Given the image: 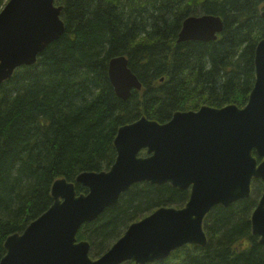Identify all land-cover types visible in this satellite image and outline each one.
I'll use <instances>...</instances> for the list:
<instances>
[{"label":"trees","instance_id":"1","mask_svg":"<svg viewBox=\"0 0 264 264\" xmlns=\"http://www.w3.org/2000/svg\"><path fill=\"white\" fill-rule=\"evenodd\" d=\"M54 4L62 7L63 35L0 86V260L7 237L23 233L52 205L55 180L74 183L76 193L85 194L77 176L109 170L121 126L141 117L165 124L176 112L202 106L244 108L255 82V48L264 39V0ZM200 15L221 18L217 40L177 43L183 21ZM119 56L142 85L126 101L108 78V63ZM251 187L248 199L206 216L205 247L187 245L152 264H264V246L250 223L262 187L258 180ZM188 197V190L170 185L134 184L84 224L76 240L87 241L89 257L98 258L130 224L160 207L180 209Z\"/></svg>","mask_w":264,"mask_h":264},{"label":"water","instance_id":"2","mask_svg":"<svg viewBox=\"0 0 264 264\" xmlns=\"http://www.w3.org/2000/svg\"><path fill=\"white\" fill-rule=\"evenodd\" d=\"M61 6L54 0H9L0 12V86L64 33ZM264 19V10L261 13ZM223 30L218 16L186 18L177 43L216 41ZM255 82L244 108L202 106L176 112L165 124L141 117L121 126L114 139L116 158L109 170L82 172L77 184L57 179L52 205L21 234L7 237L0 264H152L187 246L207 244L203 222L217 206L249 198L251 183H262L252 212V235L264 246V39L254 52ZM116 96L126 101L142 85L124 56L108 63ZM144 152L145 156H140ZM261 161L257 163L256 158ZM170 185L189 190L180 208L160 207L128 226L100 257H89L90 244L77 241L80 228L95 221L134 184Z\"/></svg>","mask_w":264,"mask_h":264},{"label":"rangeland","instance_id":"3","mask_svg":"<svg viewBox=\"0 0 264 264\" xmlns=\"http://www.w3.org/2000/svg\"><path fill=\"white\" fill-rule=\"evenodd\" d=\"M9 0H0V12L2 11V9L5 7V5L8 3ZM257 185V184H256ZM255 187V186H254ZM253 187V188H254ZM262 187V185H261ZM96 259V258H95Z\"/></svg>","mask_w":264,"mask_h":264}]
</instances>
